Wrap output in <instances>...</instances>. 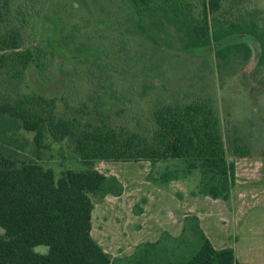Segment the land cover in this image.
I'll return each instance as SVG.
<instances>
[{
    "label": "trees",
    "instance_id": "obj_1",
    "mask_svg": "<svg viewBox=\"0 0 264 264\" xmlns=\"http://www.w3.org/2000/svg\"><path fill=\"white\" fill-rule=\"evenodd\" d=\"M129 1L143 37L162 47L169 45L171 34L183 52L212 55L220 84L251 60H256L252 77L264 75V0ZM27 2L0 0V264H121L91 237V196L123 193L115 176L94 168L97 162H179L182 170L166 168L159 175L162 185L198 174L193 196L229 199L236 175L226 144L233 157L246 158L249 152L240 147V136L232 146L225 140L210 98L159 100L143 119L128 106L116 112L104 109L109 76L102 73L94 77L87 98L71 104L61 97V110L56 97L21 94L19 84L31 66L44 76L55 54L65 56L53 47L57 41L52 47L35 42L22 15ZM67 38L61 39L68 47ZM62 142L84 169H66L56 178L42 165L41 155L51 150V143ZM191 219L201 245L177 264H246L231 249H215L197 216ZM155 245H143L144 259L136 252L133 263L142 264L144 250ZM40 246L47 252H36Z\"/></svg>",
    "mask_w": 264,
    "mask_h": 264
},
{
    "label": "rangeland",
    "instance_id": "obj_2",
    "mask_svg": "<svg viewBox=\"0 0 264 264\" xmlns=\"http://www.w3.org/2000/svg\"><path fill=\"white\" fill-rule=\"evenodd\" d=\"M132 10L129 0H28L22 15L33 39L45 47L57 41L53 47L65 56L55 54L44 76L31 66L18 91L56 97L61 110V97L75 104L91 94L96 74H107L104 109L116 112L128 106L143 119L159 100L208 97L225 140L232 146V139L240 136V147L249 156L233 157L226 144L227 160L234 163L236 175L227 201L193 196L198 174L162 185L159 175L166 168L182 170L179 162H97L94 168L115 176L123 193L103 199L91 196L92 239L121 264H134V254L142 255L143 245L155 243L144 250L142 264H177L200 248L191 219L197 216L215 249L233 250L241 263L264 264V75L252 77L256 60H251L242 72L220 84L212 55L183 52L171 34L169 45H154L136 30ZM63 36L68 37V47ZM75 45H83L81 51H75ZM27 137L32 139L31 134ZM50 148L41 161L56 178L66 169H84L70 157L66 142L51 143ZM35 251L44 254L47 248Z\"/></svg>",
    "mask_w": 264,
    "mask_h": 264
}]
</instances>
